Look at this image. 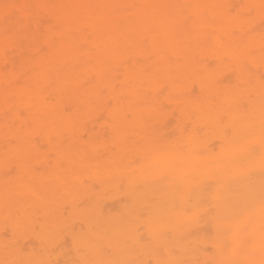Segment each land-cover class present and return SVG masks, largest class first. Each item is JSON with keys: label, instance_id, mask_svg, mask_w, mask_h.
<instances>
[{"label": "snow or ice", "instance_id": "snow-or-ice-1", "mask_svg": "<svg viewBox=\"0 0 264 264\" xmlns=\"http://www.w3.org/2000/svg\"><path fill=\"white\" fill-rule=\"evenodd\" d=\"M83 12L66 27L51 24H32L31 55L32 83L38 107L25 103L23 107L10 100L12 111L27 132L19 137L17 149L34 156L38 161L52 152L63 153L74 141H81L96 151L102 133L88 135L87 125L94 122L102 129H110L119 137V126L113 119L137 127L147 120L167 124L172 114L179 136L162 141L158 136L149 139L150 155L144 159L152 169L147 177L162 188L171 190L185 184L189 176L176 167L169 146L178 140L195 142L196 149L207 162L206 171L199 172L201 184L219 177L222 163L234 160L237 148L245 139L259 136L264 143V113L259 121L247 118L254 109L241 111L239 101L252 83L246 54L236 37L235 15L230 5H215L219 14L201 11L194 3H123L80 4ZM165 8L163 14H149V9ZM136 9L134 14L121 15L117 10ZM24 17L21 16V19ZM113 52L114 55H106ZM87 85V87H85ZM78 94L73 96V91ZM93 93L102 108L92 121H81V100ZM147 106V114L137 111ZM188 120L192 127L184 131L180 120ZM198 128L211 129V135L201 139ZM88 135L87 140L84 137ZM217 141L215 151L208 145ZM238 162V161H237ZM43 183L33 191V200L43 209L40 217L9 211L4 230L9 233L11 247L17 253L14 264H59L65 248L79 256L78 264H129L123 250L113 248L116 238L131 240L146 257L136 264H182L183 257L160 234L145 222V232L138 233L135 223H121L125 212L105 213L110 194L120 190L118 182L95 175L89 180L73 177L71 186L64 184L55 168L43 174ZM47 181H54L50 186ZM215 191L202 193L209 201L217 199ZM22 202V198H21ZM261 212H257V209ZM176 216L186 215L182 198L170 208ZM55 217L54 251L39 250L24 245L43 240L50 232ZM211 223L210 237L202 233L194 242L211 247L201 252L200 264H242L241 258L250 254V246L264 237V181L245 185L234 208L206 217L202 222L196 214L195 226ZM105 228L103 245H85L86 236L95 227ZM141 235L146 238L141 240ZM238 245L237 256L227 257L233 244ZM87 249V250H85Z\"/></svg>", "mask_w": 264, "mask_h": 264}, {"label": "clouds", "instance_id": "clouds-1", "mask_svg": "<svg viewBox=\"0 0 264 264\" xmlns=\"http://www.w3.org/2000/svg\"><path fill=\"white\" fill-rule=\"evenodd\" d=\"M175 2L203 5L201 11L209 15L219 14L220 10L215 5H230L235 15L236 37L246 54L252 75V83L247 87L239 105L242 112L254 109L247 113V118L258 122L264 113V0H0V264H14L17 255L11 247H5L10 244L9 233L4 230L7 213L14 211L33 217L42 215L44 210L34 202L33 191L45 183L42 174L49 168H55L67 186H71L73 177L77 175L85 180L100 175L118 182L120 190L110 194L109 199L113 203L106 204L110 206L107 210L105 205V213H120L126 208L119 220L121 223L134 222L138 233L145 232V222L149 221L153 230L176 250L177 255L183 257L182 264H200L201 252H212L211 247L194 242V238L201 233L210 237L213 232L211 223H201L198 227L192 224L196 214L202 222L218 211L234 208L245 185L254 184L259 189L261 181H264V143L259 136L247 138L237 148L230 150L235 152V159L225 160L219 177L203 184L198 174L208 170L203 154L197 151L195 142L178 140L169 146V151L174 154L177 169L189 176L188 181L167 190L147 179L152 174V169L144 159L150 155L149 139L158 136L162 141H170L179 136L176 128L179 118L175 114H172L167 124L147 120L143 127L121 121L119 114H116L113 119L119 126V137H114L110 129H102L100 125L90 122L87 125L88 135L102 133L96 151H91L77 140L67 146L63 153L52 152L46 159L38 161L34 156L21 153L16 147L19 137L27 129H21L22 122L9 111L8 102L14 100L23 107L31 101L38 107L36 94L29 92L28 88L32 83V64L28 60L33 46L31 26L35 21L41 25L66 27L83 12V9L75 7L80 4L166 5ZM117 11L121 15H128L134 14L136 9ZM167 11L163 7L148 10L149 14H163ZM21 16L24 18L21 19ZM77 94L78 90H74L73 96ZM81 103V121H92L102 110L93 93L86 95ZM137 111L147 114L150 108L139 106ZM179 122L183 124L185 132L192 127V123L186 119ZM211 131L198 128L197 136L206 138L211 135ZM88 135L84 137L85 140ZM217 143H210L208 148L215 151ZM47 183L53 186L55 182ZM218 185L220 190L215 201L202 198V193L215 191ZM178 198H182L186 215L170 213V208ZM257 212H261V209L258 208ZM55 223L53 217L48 235L43 240L25 244V251L30 247L39 250L45 246L59 251L54 248ZM104 231L102 224L96 225L94 233L85 237L84 244L87 246L95 242L103 245ZM145 238L141 235V240ZM111 243L117 251L125 252L129 264L146 259L131 240L116 238ZM237 249L238 245L234 243L228 256L221 259L236 257ZM249 252L248 256L241 258L242 264H264V237L253 243ZM78 259L77 252L66 247L59 264H78ZM208 264H213V261H208Z\"/></svg>", "mask_w": 264, "mask_h": 264}, {"label": "bare ground", "instance_id": "bare-ground-1", "mask_svg": "<svg viewBox=\"0 0 264 264\" xmlns=\"http://www.w3.org/2000/svg\"><path fill=\"white\" fill-rule=\"evenodd\" d=\"M113 202L110 201L108 204L111 205ZM109 205H106V210L110 207ZM111 210L115 211V208H112Z\"/></svg>", "mask_w": 264, "mask_h": 264}]
</instances>
